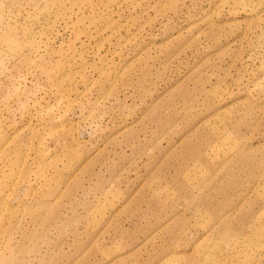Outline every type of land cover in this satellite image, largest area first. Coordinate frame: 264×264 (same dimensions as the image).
<instances>
[{
  "label": "rangeland",
  "instance_id": "374dc122",
  "mask_svg": "<svg viewBox=\"0 0 264 264\" xmlns=\"http://www.w3.org/2000/svg\"><path fill=\"white\" fill-rule=\"evenodd\" d=\"M0 264H264V0H0Z\"/></svg>",
  "mask_w": 264,
  "mask_h": 264
}]
</instances>
